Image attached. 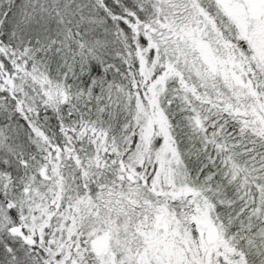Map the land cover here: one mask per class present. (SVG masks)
Wrapping results in <instances>:
<instances>
[{"label":"snow or ice","instance_id":"1","mask_svg":"<svg viewBox=\"0 0 264 264\" xmlns=\"http://www.w3.org/2000/svg\"><path fill=\"white\" fill-rule=\"evenodd\" d=\"M0 264H264V0H0Z\"/></svg>","mask_w":264,"mask_h":264}]
</instances>
